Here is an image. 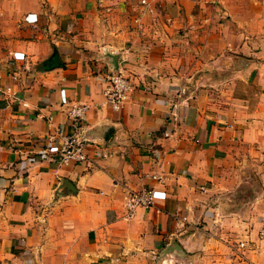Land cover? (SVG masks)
Wrapping results in <instances>:
<instances>
[{"label":"crops","instance_id":"1","mask_svg":"<svg viewBox=\"0 0 264 264\" xmlns=\"http://www.w3.org/2000/svg\"><path fill=\"white\" fill-rule=\"evenodd\" d=\"M145 1H8L0 264H264V0ZM114 58L134 86L121 112ZM73 104L89 159L67 166L43 148ZM145 188L155 206L129 217Z\"/></svg>","mask_w":264,"mask_h":264},{"label":"built area","instance_id":"2","mask_svg":"<svg viewBox=\"0 0 264 264\" xmlns=\"http://www.w3.org/2000/svg\"><path fill=\"white\" fill-rule=\"evenodd\" d=\"M145 4L146 1L142 0ZM37 21V20H36ZM126 58H122L125 63ZM107 88L104 91L106 100L114 112L123 111L129 103L134 91L130 78L123 71L117 70L107 73L105 76ZM6 90L0 84V95H5ZM68 100L63 97V103ZM88 108L82 104L71 105L68 111V122L66 124H55L52 117H46L48 133L44 142V157L52 156L57 158L61 164L70 165L74 163L87 162V142L79 138V132L86 122ZM152 179L157 180L156 176ZM157 202L155 189H142L130 192L126 198L128 216L132 217L138 208L152 209ZM264 239V227L260 232ZM256 264V263H250Z\"/></svg>","mask_w":264,"mask_h":264},{"label":"rangeland","instance_id":"3","mask_svg":"<svg viewBox=\"0 0 264 264\" xmlns=\"http://www.w3.org/2000/svg\"><path fill=\"white\" fill-rule=\"evenodd\" d=\"M8 1L0 0V33L3 31V29H8L10 27L9 24H12V21L14 20V10L8 7ZM86 1L87 0H34L35 4L41 8V12H45L47 9H60L62 11H66L68 10V7L72 6L73 4L84 3ZM1 40L3 41V38L0 36V42H2ZM246 191V189H243L240 192ZM243 194L244 193L240 194L242 195L241 200L244 199Z\"/></svg>","mask_w":264,"mask_h":264},{"label":"water","instance_id":"4","mask_svg":"<svg viewBox=\"0 0 264 264\" xmlns=\"http://www.w3.org/2000/svg\"><path fill=\"white\" fill-rule=\"evenodd\" d=\"M114 64H115V66H114V68H113V71H117L118 70V66H117V59L116 58H114Z\"/></svg>","mask_w":264,"mask_h":264}]
</instances>
